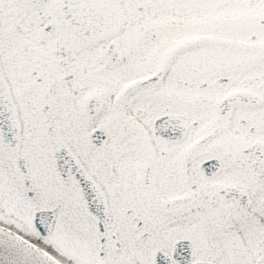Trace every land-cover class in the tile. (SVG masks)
I'll use <instances>...</instances> for the list:
<instances>
[{"label":"snow or ice","instance_id":"obj_1","mask_svg":"<svg viewBox=\"0 0 264 264\" xmlns=\"http://www.w3.org/2000/svg\"><path fill=\"white\" fill-rule=\"evenodd\" d=\"M0 264H264V0H0Z\"/></svg>","mask_w":264,"mask_h":264}]
</instances>
